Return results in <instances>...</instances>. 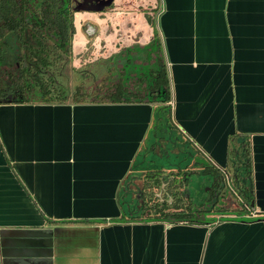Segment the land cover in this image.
Here are the masks:
<instances>
[{"label": "crops", "instance_id": "0c3cea01", "mask_svg": "<svg viewBox=\"0 0 264 264\" xmlns=\"http://www.w3.org/2000/svg\"><path fill=\"white\" fill-rule=\"evenodd\" d=\"M142 1L132 11L78 12L76 30L85 39L92 22L105 36L106 14L128 15L107 24L121 36L104 39L100 57L139 65L136 51L157 39L173 106L0 105V264H264V0H144L156 22ZM243 141L251 209L221 194L205 217L214 224L177 223L149 197L170 174L203 169L199 157L227 177L230 151Z\"/></svg>", "mask_w": 264, "mask_h": 264}, {"label": "trees", "instance_id": "16d2710c", "mask_svg": "<svg viewBox=\"0 0 264 264\" xmlns=\"http://www.w3.org/2000/svg\"><path fill=\"white\" fill-rule=\"evenodd\" d=\"M76 4L77 0H0V66L10 62L4 70L6 80L0 79V105L170 103V79L161 60L162 48L157 39L152 47L154 50L151 47H139L136 51L140 59L146 55L143 58L144 67L153 66L159 61L157 68L146 71L136 68L131 74L124 70L123 65L118 73L126 72V78L113 81L114 73L104 71L110 79L96 77L91 83H88L92 79L90 71L74 70V74L84 73L80 83L77 82L75 86L73 82L70 92L58 85L52 69L57 65L62 66L73 57V41L77 33L75 14L85 10L79 9ZM148 21L151 24V20ZM132 52H135L132 48L123 51ZM152 53L156 54V60L150 57ZM127 62L134 63L135 67L141 66L136 65L133 59H127ZM130 74L136 75V79H131ZM210 168L215 173L221 172ZM226 170L231 175L230 180L237 193L244 198L249 208L253 207V163L247 141L237 144L230 151ZM208 214L210 211H204V214L198 212L197 215L184 212L173 214L172 217L177 223L196 221L214 224L216 221L205 219Z\"/></svg>", "mask_w": 264, "mask_h": 264}, {"label": "rangeland", "instance_id": "374dc122", "mask_svg": "<svg viewBox=\"0 0 264 264\" xmlns=\"http://www.w3.org/2000/svg\"><path fill=\"white\" fill-rule=\"evenodd\" d=\"M122 2L124 3V0H115L116 6H121ZM131 2L130 7H124V9H129L132 11L135 10L133 5L135 3ZM142 4L138 7L141 9H144V5L146 4L144 0L141 2ZM83 3L80 0H77V6L82 5ZM132 5V6H131ZM123 6V5H122ZM150 12V10H146ZM148 17H151L155 22H156V16L153 14H148L146 15ZM124 17H129L128 15H115L113 16L112 14H106L104 16V28L106 29L105 36H103L102 30L97 27L96 24H93L92 22L86 23L83 26V33L85 35V39L82 35V32L79 28L77 34L75 35L74 38V47H75V56L72 58H69L67 63L63 64L62 66L57 65L55 68L52 69L55 78L58 80V85L62 86L65 88L68 92L72 89V83H71V75L73 70H79V71H90L92 73V79L88 81V83L93 82L94 78L98 77L100 74H103L105 71H111V73H117L119 72L120 69V64L124 65V70L128 72H132L137 69H143L144 71L148 70L149 68H157L159 67V61L157 63L152 65H147V66H138L135 67L134 63H129L126 61H119L118 57L112 59V60H102L100 55L105 51L108 47L106 46V43H108L109 39L112 37L111 33H114L116 36L120 35V29L117 28V30L114 28H110L108 30L107 24L112 23L113 21H119L120 18L125 19ZM80 18L77 20V23L79 24ZM110 24V25H112ZM130 26L134 27V24L137 26L139 25L138 21H130L129 22ZM110 27V26H109ZM118 29L120 31H118ZM86 33V34H85ZM108 34V35H107ZM126 36V35H125ZM142 33L139 32L137 36H135L136 40H138V43L141 42L142 44L146 43L147 41L145 39H142ZM127 38V37H126ZM104 39H106V43L104 42ZM12 42V41H11ZM129 43V42H128ZM154 50V49H152ZM158 51V50H156ZM144 52V51H143ZM140 53V52H139ZM153 54V53H152ZM156 54H153L152 57H154ZM144 57H142V60H140V65L143 64L144 62ZM155 58V57H154ZM154 60V59H153ZM145 63V62H144ZM10 62H6L4 65L0 66V79L5 81L6 80V75L4 73V70L8 68V65ZM90 65V66H87ZM145 65V64H143ZM83 72H79V74H73L74 76V85H77V82H81ZM100 78V77H99ZM110 79V78H108ZM162 111H158L156 116L157 118L162 117ZM172 136L169 138L171 139ZM198 165H201L203 169L200 171L198 170H191L185 175L182 174L180 175L181 179L178 181H173V179L166 182V184L169 182V185H167L169 188H172L179 184L177 187L182 185L184 186V196L183 199L185 200V205L186 209L188 212L197 215L198 212L204 214V211H209L211 207V198L212 195L210 192V189H214L215 181H216V175L214 171L210 168L211 166L209 165L208 162H206L202 157H199L197 159ZM205 168V169H204ZM208 170V172H205ZM232 171V170H231ZM186 176V177H185ZM173 178V177H172ZM186 179V180H185ZM229 179H231V175L229 176ZM170 180V181H169ZM224 180L228 181L226 177L224 176ZM227 183V182H226ZM165 185V183L163 184ZM162 186V185H161ZM221 187H224L221 185ZM220 187V188H221ZM222 189V188H221ZM220 189V190H221ZM232 189V188H231ZM230 187H225V190L222 189V195L225 196L226 203H236V196L234 195L233 190H231ZM175 190V189H173ZM219 190V192H220ZM151 194L158 197L152 198V200L159 201L161 200L165 204L168 205L169 209H174V202L173 198L170 195L165 196L163 192H161V187L156 188V184L151 188L150 190ZM181 194V191L179 192ZM183 194V193H182ZM222 195L219 194V197H222ZM161 202V203H162ZM203 210V211H202Z\"/></svg>", "mask_w": 264, "mask_h": 264}, {"label": "flooded vegetation", "instance_id": "af4514ba", "mask_svg": "<svg viewBox=\"0 0 264 264\" xmlns=\"http://www.w3.org/2000/svg\"><path fill=\"white\" fill-rule=\"evenodd\" d=\"M83 4L82 5H79V6H77L79 9H85V10H89V11H94V12H96V11H103V10H105L106 8L107 9H115V8H121V9H124V7H130V6H128V5H130L131 4V2H132V0H131V2H130V0H124V3L122 2V5L121 6H116V3H115V0H80ZM149 1H151V0H149ZM134 2V1H133ZM133 4V3H132ZM77 5V4H76ZM149 5V2H147L146 1V5H144V9H141V10H143L142 12L143 13H147L148 11H146L147 9L148 10H150L151 11V9H154V10H152V11H155V5H152L153 6V8H151V7H149L148 6ZM132 6V5H131ZM127 10H129V9H127ZM146 15H148V13L146 14ZM124 51V50H123ZM122 51V52H123ZM73 55H74V53H73ZM111 57H113V56H111ZM87 66H90V65H87ZM228 172V171H227ZM226 172V173H227ZM214 173H215V171H214ZM180 175H182L181 173L179 174V173H175V174H170L168 177H167V179H165V185H163L164 183H160V185H157L156 184V188L157 187H161V192H163V194L165 195V196H168V195H170L171 194V196H172V198H173V202H174V209H172V210H174L173 212H170V215L171 216H173V214H179V213H184V212H188V210L186 209V205H185V200L183 199V196H184V186L182 185V187L181 186H179V187H177L179 184H177L176 186H174V187H172V188H169L167 185H169V182L166 184V182L168 181V179L170 178V180L171 179H173V181H178L179 179H181L180 177ZM215 175H216V181H215V185H214V189H210V192H212L211 193V195H212V198H211V201L215 198L216 199V201L214 202V203H212L211 204V207H210V209H209V211L211 212V210H213V209H215V207H216V205L218 204V202H217V197H219V194L221 195V194H223L222 193V189L223 190H225V187H226V185H225V180H224V178L223 177H220V176H218V173H215ZM229 174L227 173V176H228ZM173 177V178H172ZM226 177V176H225ZM229 177V176H228ZM169 180V181H170ZM227 180H230L229 178L227 179ZM231 181V180H230ZM162 185V186H161ZM221 185H223L224 187H221ZM153 187V186H152ZM151 187V188H152ZM222 189H221V188ZM151 188H150V190H151ZM173 189H175V190H173ZM221 189V190H220ZM150 190H149V197L150 198H156V197H158V195L156 194V196H154V195H152L151 194V192H150ZM219 190H220V192H219ZM232 190V189H231ZM181 191V194L179 193ZM183 193V194H182ZM221 198V197H220ZM162 203H164V202H162ZM166 206V208L167 209H169V207H168V205L166 204L165 205ZM203 211V210H202ZM172 213V214H171ZM200 213V212H199ZM259 217V216H258Z\"/></svg>", "mask_w": 264, "mask_h": 264}, {"label": "built area", "instance_id": "2783aa9c", "mask_svg": "<svg viewBox=\"0 0 264 264\" xmlns=\"http://www.w3.org/2000/svg\"><path fill=\"white\" fill-rule=\"evenodd\" d=\"M169 105L170 106H173V101H171L170 103H169ZM226 176V175H225ZM227 179L229 178L228 176L226 177ZM229 182H230V185H231V188H232V190H233V192H234V195L236 196V198H240L242 201L244 200V198L242 197V196H240L238 193H237V191L235 190V188H234V186H233V183L230 181V180H228ZM230 188V189H231ZM246 207H248L247 205H246ZM245 207V208H246ZM249 208V207H248ZM247 208V209H248ZM249 209H251V208H249ZM251 215H253L254 217H256L258 214H256V213H252Z\"/></svg>", "mask_w": 264, "mask_h": 264}]
</instances>
